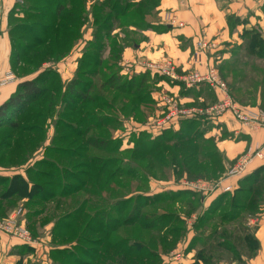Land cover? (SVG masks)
Returning a JSON list of instances; mask_svg holds the SVG:
<instances>
[{
    "label": "rangeland",
    "instance_id": "rangeland-1",
    "mask_svg": "<svg viewBox=\"0 0 264 264\" xmlns=\"http://www.w3.org/2000/svg\"><path fill=\"white\" fill-rule=\"evenodd\" d=\"M158 2L17 0L9 11L15 82L40 90L0 121V220L21 210L31 239L0 233V264H248L259 252L264 165L231 190H191L185 179L216 184L232 168L206 136L226 120L154 129V82L171 80L136 66L169 57L125 62L143 31L174 26ZM229 17L235 38L214 63L236 101L264 109V26Z\"/></svg>",
    "mask_w": 264,
    "mask_h": 264
},
{
    "label": "crops",
    "instance_id": "crops-1",
    "mask_svg": "<svg viewBox=\"0 0 264 264\" xmlns=\"http://www.w3.org/2000/svg\"><path fill=\"white\" fill-rule=\"evenodd\" d=\"M16 2L17 0H0V80L4 79L8 73H13V46L8 30V13ZM157 7L159 15L169 14V17L174 18L175 25L165 32L143 31L147 40L141 41L133 48H126L125 62H132L131 59L139 56H146L150 60H160V58L168 56L175 59L177 64H182L183 68L189 69L191 67L189 61L193 51V41L197 37L215 39L221 45L226 44L232 37L235 38L234 33H231L228 27L229 16L248 17L249 21L258 22L264 26V0H159ZM83 38L87 41H83ZM83 38H80L76 44L78 45L76 48L79 50H82L84 43L87 44L88 40L94 36L89 34L84 37L83 35ZM213 59L215 60V55H213ZM136 68L138 69V67ZM154 85L152 96L156 106H158L155 116L165 110L164 97H179L180 101L188 105L193 104L196 100L201 103L204 100L207 102L216 100L215 94L212 92L209 94V89L206 86L187 89L180 81H166L164 79L156 80ZM17 86L18 83L15 80L12 83L0 85V105L16 92ZM224 120H226L225 123H216L215 125L218 127L212 128L206 136L216 138L219 151L230 167H233L241 155L248 153V151L254 152L263 145V132L256 131L248 134L241 125L232 119ZM262 165L264 162L254 159L250 164L249 171L258 169ZM240 180L234 177L229 178L224 180L223 185L233 187ZM184 181L190 182L187 179ZM255 238L259 242V252L253 255L247 263L264 264V216L255 232ZM3 241L5 239L1 241L0 249L5 251ZM2 257L3 255L0 254V258Z\"/></svg>",
    "mask_w": 264,
    "mask_h": 264
},
{
    "label": "built area",
    "instance_id": "built-area-1",
    "mask_svg": "<svg viewBox=\"0 0 264 264\" xmlns=\"http://www.w3.org/2000/svg\"><path fill=\"white\" fill-rule=\"evenodd\" d=\"M172 24L175 25L173 17H169ZM220 44L215 39L199 36L193 41V51L190 57V68H181L173 58L164 59L161 62L141 61L136 67L139 71H150L169 78L171 81H180L185 88L193 89L206 86L216 96V101L202 106L188 105L175 97H164L165 110L152 118L154 129H161L176 126L184 119H203L207 121H217L221 119H232L241 125L248 134L262 131L263 145L256 151H248L241 155L228 174L218 183L205 181L188 182L191 190L217 191L221 188L223 191L231 190L233 187L223 185L224 180L229 178H239L244 175L254 159L264 162V109L260 107H247L241 105L230 93V89L219 69H217L213 55L219 51ZM181 68V69H180ZM132 68L127 67L126 72ZM137 69V70H138ZM180 69V71H179ZM138 72V71H137ZM15 80L13 73H8L0 81V85L11 83ZM165 130V129H162ZM21 210L14 211L9 218L0 220V233H5L24 241H31L29 233L21 221Z\"/></svg>",
    "mask_w": 264,
    "mask_h": 264
},
{
    "label": "trees",
    "instance_id": "trees-1",
    "mask_svg": "<svg viewBox=\"0 0 264 264\" xmlns=\"http://www.w3.org/2000/svg\"><path fill=\"white\" fill-rule=\"evenodd\" d=\"M229 20H230V17L228 18V22H229ZM132 79H133V77L130 78V80H131L130 81V85H133L132 82L134 80H132ZM117 80H118V82L121 81L120 78H118ZM111 81H113V79H111ZM114 82L116 83V81H114ZM37 83H38L37 80H26V81H22V82H20L18 84L16 92L14 94H12L10 96V98L6 102H4L2 105H0V121H4L5 124H9L10 125V121L8 119L9 112L13 111V112L17 113V112L21 111L23 109V106L26 105V103L28 102V100L33 99L39 93L40 89H39ZM126 84H128V82H126ZM81 85L82 84L78 83L77 80H73V81L70 82V84L68 86V90L72 91V94H76V93L73 92L74 91L73 88L81 86ZM230 92H231V89H230ZM77 95H78V97H83V95L80 94V93L77 94ZM85 98H86V96H85ZM255 107H257V106H255ZM185 122H188V121H185ZM90 140H91L90 141L91 145L97 146L99 149H102V150H104L106 148V146L104 145L105 141H103V140L99 141L100 145H98L97 144V142H98L97 139H90ZM248 178L250 179L251 176L248 177ZM248 178H247V181H249ZM247 192L249 194L253 193V191L251 189H248ZM252 240L256 244V248H257V246H259L258 240L256 238H254Z\"/></svg>",
    "mask_w": 264,
    "mask_h": 264
}]
</instances>
